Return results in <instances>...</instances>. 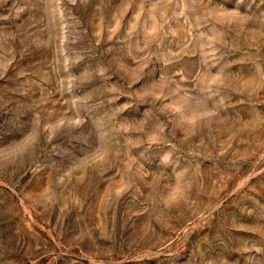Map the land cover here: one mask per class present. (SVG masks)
Returning <instances> with one entry per match:
<instances>
[{"label": "rangeland", "instance_id": "374dc122", "mask_svg": "<svg viewBox=\"0 0 264 264\" xmlns=\"http://www.w3.org/2000/svg\"><path fill=\"white\" fill-rule=\"evenodd\" d=\"M0 264H264V0H0Z\"/></svg>", "mask_w": 264, "mask_h": 264}]
</instances>
